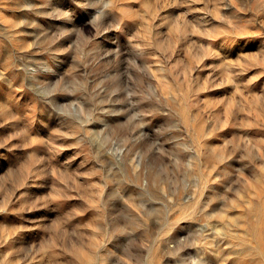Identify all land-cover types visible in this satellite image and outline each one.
<instances>
[{
  "label": "rangeland",
  "instance_id": "374dc122",
  "mask_svg": "<svg viewBox=\"0 0 264 264\" xmlns=\"http://www.w3.org/2000/svg\"><path fill=\"white\" fill-rule=\"evenodd\" d=\"M0 264H264V0H0Z\"/></svg>",
  "mask_w": 264,
  "mask_h": 264
}]
</instances>
